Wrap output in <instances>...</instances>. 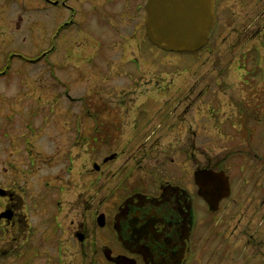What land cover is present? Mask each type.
Listing matches in <instances>:
<instances>
[{"label": "rangeland", "instance_id": "374dc122", "mask_svg": "<svg viewBox=\"0 0 264 264\" xmlns=\"http://www.w3.org/2000/svg\"><path fill=\"white\" fill-rule=\"evenodd\" d=\"M145 1L0 0V184L12 187L22 203L29 202L30 209L21 211L29 212L35 227L41 229L48 218L46 233L32 231L31 264H42L45 251L50 264L58 238L66 236L61 232L67 224L54 230L55 219L61 218L60 196L64 209L68 202L81 212L86 205L83 197L78 210V184L92 176L95 163L101 168L96 173L100 183L116 180L105 174V158L121 147L125 153H120L123 157L114 169L132 164L140 147V152L149 150L146 164L154 163L158 148L157 159H163L166 149L176 162L190 149L199 165L205 162L206 149L212 161L227 157L224 169L232 194L243 203L237 206L245 214L253 211L246 198L250 193L258 196L260 190L247 184L245 193H239L244 175L234 163L240 160L246 173L260 160L263 166L264 72L246 77L237 68L241 54L251 48L244 67L259 68L264 35L245 42L250 33L242 39L232 31L242 18L233 19L225 12L227 27L216 32L219 49L213 54L206 49L167 51L145 35ZM247 3L242 10L239 0L225 2L231 7L228 11L251 14L244 23L252 31L264 28V0ZM29 143L32 149L25 152ZM250 151L257 158L248 156ZM28 153L34 165L27 169ZM262 206L253 216L256 224L263 225L264 218L258 215L264 214ZM259 236L262 244H251L247 250L234 246L223 261H216L255 264L256 258V264H264V234ZM9 239L0 232V255L7 251L0 264L10 262ZM96 257V264H103L99 253ZM57 263L80 264L68 255ZM88 263L87 257L84 264Z\"/></svg>", "mask_w": 264, "mask_h": 264}, {"label": "flooded vegetation", "instance_id": "af4514ba", "mask_svg": "<svg viewBox=\"0 0 264 264\" xmlns=\"http://www.w3.org/2000/svg\"><path fill=\"white\" fill-rule=\"evenodd\" d=\"M226 1L214 0L215 23L208 41L203 46V49L210 54H213V50L219 49V38L216 32H223L227 27L223 20L226 18L225 12L231 14L233 19L242 18L239 25L234 23L237 27L233 26L232 31L242 39L250 33L248 38L244 39L245 42L256 36L264 35L262 33L264 28L260 27L252 31L250 25H245L244 21L252 19L250 13L244 16L238 11H228L227 8L231 9V7L225 4ZM239 1L242 3V10L249 5L247 0ZM214 45H217V49H213ZM251 50L241 54L242 64L240 68H237L238 72L240 71L241 75L246 77L257 76L264 72L261 68L264 62L262 57L258 59L257 67L259 68L244 67L246 56ZM254 64L255 58L251 61V65ZM242 112L237 114H242ZM78 122L79 120L75 121V123ZM115 134L113 136L111 134L110 137L113 138ZM145 134V132L141 134L144 140L147 139ZM31 149V143L25 146V152ZM158 149L153 155L155 158L153 164L145 163L144 160L149 150L146 149L144 152L142 149L140 152V147L135 149L136 155H134L132 164L125 167L121 163L116 169L113 166L123 157L120 153H125V151L121 147L120 150L110 153L106 156L108 159L105 160V174L109 172V177L117 178L116 180L100 183L96 177L99 175L96 173H100L101 168L98 164H93L95 169L91 172L92 176L82 182L85 186L83 187L81 183L77 186L80 188L77 192L78 210L84 205L81 201L83 197L86 205L83 206L81 212L70 208L68 202L65 211L63 197L61 198L60 193V201L57 205L61 218L55 219L54 230L62 228L63 224H67V230L62 229L61 233H66V236L63 240L58 238L57 253L54 258H50V264H58L57 261L61 260L63 255H68L71 260L75 258V263L80 264H84L85 258L88 257V264H96L98 253L103 264H117L116 261L119 264H219L216 260L223 261L226 252L229 253L228 251L234 246L247 250L246 247H250L251 244L263 243L259 235L264 234V224L262 225L261 221L256 224L254 216L261 212L262 205H264V159L263 166L260 160V165H252L247 173L246 167L240 160L234 163L240 166V174L244 175L239 193H245L244 189L247 184L251 189L260 190L258 196H252L251 193L247 195L249 197L246 198V204L250 205L253 211L245 214L239 207L243 205L239 202L240 198L232 194L233 188L229 174L224 169L227 157L212 161L214 158L209 156V151L206 149V151L203 150L207 152L205 162L199 165L197 161H193L191 149L185 152L177 162L175 157L166 152V149H163V159H157L159 158L157 154L161 150ZM170 152L172 153V149ZM236 153H233L234 157ZM251 154L257 158L255 152L250 151L248 156ZM240 156H243L242 153ZM32 158V153L26 155L24 162L27 169L34 165ZM107 163L109 165H106ZM135 167L138 169L135 170ZM202 167L216 172L223 171L226 176L228 195L219 200L214 210L198 193V186L194 181V170ZM220 186L222 191V184L217 183L219 192ZM22 200V196L17 195L12 187L0 184V232L10 236L7 240L10 243L8 246V255L11 257L9 264H31L34 257L32 256L33 229H38L41 234L48 231V218L43 219L41 229L35 227L29 212L21 211L23 208L25 210L26 206L30 209L29 202L23 201L22 203ZM71 213L72 217L69 218ZM78 213L80 217L76 218ZM258 215L264 218V214ZM232 221L234 222L231 226ZM257 235L258 239L255 238ZM231 236H234L233 240H230ZM47 237L42 238L44 243L48 242ZM239 241H241L240 244H238ZM5 252L7 251H3L0 256L5 257ZM67 252L69 253L65 254ZM88 253L92 254L91 258ZM243 253L246 254L245 251ZM244 259H246L244 261H249L247 258ZM254 260L256 264L258 260L256 261V258ZM42 264H49L46 260V251Z\"/></svg>", "mask_w": 264, "mask_h": 264}, {"label": "water", "instance_id": "95a60500", "mask_svg": "<svg viewBox=\"0 0 264 264\" xmlns=\"http://www.w3.org/2000/svg\"><path fill=\"white\" fill-rule=\"evenodd\" d=\"M145 12L147 38L158 47L172 51L201 48L215 21L214 0H146ZM193 177L198 193L212 210L216 209L219 200L229 192L224 173L202 167L194 170ZM217 183L222 184L220 192Z\"/></svg>", "mask_w": 264, "mask_h": 264}]
</instances>
